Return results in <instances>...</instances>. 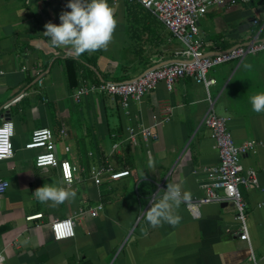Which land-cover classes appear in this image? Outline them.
I'll return each mask as SVG.
<instances>
[{
    "label": "crops",
    "instance_id": "1",
    "mask_svg": "<svg viewBox=\"0 0 264 264\" xmlns=\"http://www.w3.org/2000/svg\"><path fill=\"white\" fill-rule=\"evenodd\" d=\"M68 2L0 0V114L9 111L15 123L14 156L0 161V177L10 182L0 194L4 264H253L248 261L252 250L264 264V112H254L249 99L264 92V50L209 72L217 78L211 90L215 110L229 119L235 142H257L241 157L243 169L254 168L259 180L249 188L242 186L251 244L240 237L236 212L225 201L200 204L197 216L182 203L177 210L182 217L179 225L151 228L144 213L153 193L162 196L168 183H178L191 199L199 198L205 194L202 183L211 176L207 169L220 162L204 123L210 109L206 88L185 76L171 90L161 82L128 109L120 99L96 92L75 102L64 67L65 57L74 54L52 47L43 35L47 22L61 23L60 14L70 11ZM107 2L117 20L113 40L106 50L78 57L79 84L133 78L174 58L182 47L161 22L157 24V17H149L153 13L134 8L128 0ZM137 10L151 27L144 31L142 44L132 39L129 29ZM260 29L264 37V0L214 6L200 20L202 50L206 54L228 50L252 40ZM154 114L167 118L157 127V137L148 142L140 138L137 145L125 140L129 126H148ZM40 126L55 132L60 158L79 167L71 184L60 167L36 165L41 148H26L34 128ZM63 127L65 138L60 137ZM119 140L120 146L113 148ZM98 159L118 169L129 168L131 174L95 184L90 169ZM149 159L154 168L148 167ZM45 184L75 190L76 197L56 207L41 203L33 198L34 192ZM100 203L103 207L93 216L90 208ZM37 214L42 216L29 218ZM68 216L75 217L76 235L56 240L50 223Z\"/></svg>",
    "mask_w": 264,
    "mask_h": 264
},
{
    "label": "built area",
    "instance_id": "2",
    "mask_svg": "<svg viewBox=\"0 0 264 264\" xmlns=\"http://www.w3.org/2000/svg\"><path fill=\"white\" fill-rule=\"evenodd\" d=\"M69 1V0H68ZM115 4L121 0H112ZM134 1V0H130ZM140 2L166 27L173 38L182 43L180 49L175 50V57L163 60L145 69L141 74L123 80H106L100 83L89 84L81 82L72 94L75 102L81 103L88 95L96 92L102 97L120 99L121 105L128 109L132 101H141L146 95L158 88L164 82L168 89H172L175 81L185 76H191L200 84H203L207 91V99L210 102V109L207 112L204 123L211 132V138L219 150L220 162L207 170L211 176L206 182L202 183L205 194L199 198L190 199L186 202L191 212L199 215V205L209 202H227L232 206L235 218L240 223V237L251 244L250 232L247 223L246 201L243 196L242 186L249 188L254 184H259L257 171L254 168L243 169L241 157L248 150L256 145V140H247L242 144H237L229 128V119L217 113L214 107V98L211 90L217 84V78L209 72L217 65L231 62L242 61L248 54H257L264 50V37L261 31H257L252 40L228 50L206 54L202 50L203 41L200 38V20L206 13L217 5L247 4L251 0H135ZM258 24L259 19H254ZM38 84H42V79L38 78ZM23 93L15 97L12 101L4 104L6 110L10 105L19 99ZM8 112L0 114V130L5 124L11 122V134L6 141L0 143V161L10 159L14 156L13 137L15 135V123L8 117ZM167 118H161L158 114L153 115V123L148 126H129L125 140L133 145L139 143L142 138L148 142L151 138L157 137V127ZM66 128L61 129L60 137L65 138ZM121 141H116L113 148H118ZM26 148H41L36 156V165L39 167L56 166L60 167L63 177L67 181L64 173L67 169L71 174L72 182L75 172L79 167H75L70 160L61 159L58 154V141L55 132L49 126L34 128L31 139L26 144ZM65 149L70 150L66 145ZM51 157L54 163L48 158ZM85 168H83L84 170ZM90 174L95 184L100 185L104 181H116L131 174L129 168H115L108 160L103 162L98 159L90 169ZM10 182L0 177V194L6 192ZM222 190L221 194L218 191ZM102 203L90 208L93 216L98 214L102 208ZM41 214L33 215L30 219L39 218ZM50 227L56 240H63L76 235V220L73 216L64 218H54ZM0 264L6 261L5 254L0 252ZM248 261L259 264L252 250Z\"/></svg>",
    "mask_w": 264,
    "mask_h": 264
},
{
    "label": "clouds",
    "instance_id": "3",
    "mask_svg": "<svg viewBox=\"0 0 264 264\" xmlns=\"http://www.w3.org/2000/svg\"><path fill=\"white\" fill-rule=\"evenodd\" d=\"M66 7L70 11H63L59 20V25L47 22L43 33L48 37L50 44L55 48H68L75 57H80L85 53H94L97 50H106L113 40V33L117 27V20L114 10L109 6L107 0H69ZM244 67L250 68L251 65ZM252 110L256 113L264 112V92L257 93L250 98ZM11 122L5 124L0 130V143L6 141L11 134ZM48 160L52 163V158ZM148 167L154 168V161L149 159ZM67 183L71 184V174L66 169L64 173ZM147 179L146 176H144ZM76 191L55 184H45L37 188L34 197L41 203H49L56 207L66 201L74 200ZM191 199V193L182 190V185L178 183H168L161 196L159 191L153 193L149 208L144 213V219L151 228H158L163 224L172 227L179 225L182 217L178 214V209L182 203ZM147 235V229H142ZM27 243V240L24 241ZM3 258L0 257V260Z\"/></svg>",
    "mask_w": 264,
    "mask_h": 264
},
{
    "label": "trees",
    "instance_id": "4",
    "mask_svg": "<svg viewBox=\"0 0 264 264\" xmlns=\"http://www.w3.org/2000/svg\"><path fill=\"white\" fill-rule=\"evenodd\" d=\"M130 1V0H128ZM131 6L135 8V6H138V10H147L140 2L138 1H130L129 2ZM137 10V13H135L134 17L132 18V22H130V33L132 39L136 40L138 44H142L143 42V37L142 35L144 34V31H148L150 25H145L141 19L143 17H139V12ZM149 14V13H148ZM150 18L153 17L155 19L156 17L154 15L149 14ZM148 18V17H147ZM157 19V18H156ZM160 21L157 19V24H159ZM151 28V27H150ZM79 59L75 56H67L64 59V67L66 71V76H67V81H68V86L71 90H74L79 84V78H80V73H79Z\"/></svg>",
    "mask_w": 264,
    "mask_h": 264
},
{
    "label": "rangeland",
    "instance_id": "5",
    "mask_svg": "<svg viewBox=\"0 0 264 264\" xmlns=\"http://www.w3.org/2000/svg\"><path fill=\"white\" fill-rule=\"evenodd\" d=\"M165 35H167V34H165ZM165 35H164V37H165ZM175 39V41H179V40H177L176 38H174ZM181 45H182V43H181ZM183 46V45H182ZM218 108V107H217ZM219 110V109H218Z\"/></svg>",
    "mask_w": 264,
    "mask_h": 264
},
{
    "label": "water",
    "instance_id": "6",
    "mask_svg": "<svg viewBox=\"0 0 264 264\" xmlns=\"http://www.w3.org/2000/svg\"><path fill=\"white\" fill-rule=\"evenodd\" d=\"M8 117H10V115L8 114ZM241 235V234H240Z\"/></svg>",
    "mask_w": 264,
    "mask_h": 264
}]
</instances>
